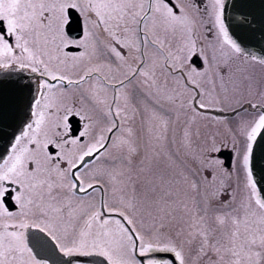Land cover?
<instances>
[{
	"label": "snow or ice",
	"instance_id": "6c2138e0",
	"mask_svg": "<svg viewBox=\"0 0 264 264\" xmlns=\"http://www.w3.org/2000/svg\"><path fill=\"white\" fill-rule=\"evenodd\" d=\"M84 261L264 264V0H0V264Z\"/></svg>",
	"mask_w": 264,
	"mask_h": 264
},
{
	"label": "water",
	"instance_id": "95a60500",
	"mask_svg": "<svg viewBox=\"0 0 264 264\" xmlns=\"http://www.w3.org/2000/svg\"><path fill=\"white\" fill-rule=\"evenodd\" d=\"M257 2H259V0H257ZM231 3H232V0H229V4L231 5Z\"/></svg>",
	"mask_w": 264,
	"mask_h": 264
}]
</instances>
